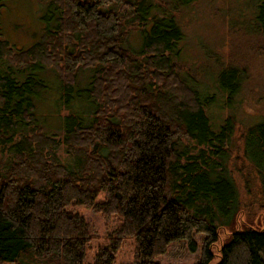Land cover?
<instances>
[{"label": "trees", "instance_id": "trees-1", "mask_svg": "<svg viewBox=\"0 0 264 264\" xmlns=\"http://www.w3.org/2000/svg\"><path fill=\"white\" fill-rule=\"evenodd\" d=\"M43 1L47 25L33 45L17 49L0 33V264H116L129 240V264H160L172 242L196 252V234V264H264V116L240 129L243 205L229 167L239 123L211 111L219 94L234 107L246 70L222 66L208 89L186 73L180 19L197 0ZM253 19L264 38V0ZM44 71L86 104L60 137L36 113ZM77 205L119 218L91 263L96 235ZM243 206L257 221L239 223Z\"/></svg>", "mask_w": 264, "mask_h": 264}, {"label": "rangeland", "instance_id": "rangeland-1", "mask_svg": "<svg viewBox=\"0 0 264 264\" xmlns=\"http://www.w3.org/2000/svg\"><path fill=\"white\" fill-rule=\"evenodd\" d=\"M262 0H197L182 9L180 24L184 31L182 41V61L186 73L197 76L200 85L214 88L215 77L222 66L233 64L246 70V82L238 95L234 107L224 105V95L219 94L218 105L211 111V119L221 122L233 116L239 123V129L233 140V155L229 167L238 185L243 205L251 198L245 189V164L241 162L242 142L240 129L264 116V38L254 31V12L256 4ZM0 33L1 38L17 49L28 48L39 40L47 25L43 18L47 5L43 0H0ZM132 44L137 46L139 38L133 36ZM46 71V70H45ZM40 76L47 81V88L42 96L34 99L36 113L44 124L48 134L63 135L66 117L86 114V104L77 96L70 99L63 97L58 80L51 79L46 72ZM91 72H81L84 75ZM79 75V76H80ZM49 77V78H48ZM89 76H81L80 84L84 86ZM213 90V89H212ZM217 103V102H216ZM61 160L67 153L61 147L58 151ZM100 195L98 200H102ZM246 202V203H245ZM83 215L90 223L96 237L93 239L87 254V263L93 262L99 247L108 243V235L119 222L116 216L106 217L95 214L91 209L81 205L72 208ZM239 223L257 221L249 217L248 206L242 207ZM255 210V209H254ZM258 210V209H256ZM258 219L264 222V217ZM229 230L222 229L220 240L212 247L218 254L222 242L228 237ZM198 250L191 252L184 241L172 242L167 252L158 258L160 264H196L202 247V234H196ZM218 257L215 259V262ZM135 261V242H125L116 258V264H129Z\"/></svg>", "mask_w": 264, "mask_h": 264}]
</instances>
